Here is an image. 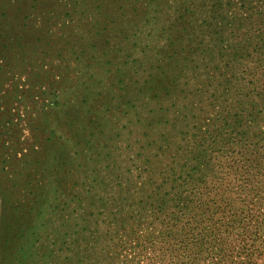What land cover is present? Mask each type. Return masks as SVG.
Instances as JSON below:
<instances>
[{
    "label": "rangeland",
    "instance_id": "obj_1",
    "mask_svg": "<svg viewBox=\"0 0 264 264\" xmlns=\"http://www.w3.org/2000/svg\"><path fill=\"white\" fill-rule=\"evenodd\" d=\"M249 1L0 0V264H142L163 173L183 183L212 131L264 178V25L231 11Z\"/></svg>",
    "mask_w": 264,
    "mask_h": 264
},
{
    "label": "trees",
    "instance_id": "obj_2",
    "mask_svg": "<svg viewBox=\"0 0 264 264\" xmlns=\"http://www.w3.org/2000/svg\"><path fill=\"white\" fill-rule=\"evenodd\" d=\"M262 4L264 0L255 4L249 1L243 11L231 9L241 12L245 32L250 24L264 25ZM232 48L238 50L236 44ZM252 73H258L257 67L252 66ZM260 76L263 73H258L259 80ZM257 93L262 94L261 90ZM232 130L236 138L239 133ZM216 133H206L205 138L215 143ZM208 142L205 150L196 147L202 160L192 162L182 177L183 183L172 178L176 174L175 165L163 173L171 177V195L160 200L170 209L152 213L151 221L141 225L139 236L132 244L137 255L146 257L142 264L263 262L264 215L259 210H264V195L259 192L264 189V178L254 177L248 170L249 162L253 163L258 153L246 143H240V139L233 145L222 141L214 152ZM180 166L183 168L186 163ZM255 187L259 189H255L257 192H253ZM146 249L150 253H145ZM131 264L141 263L135 260Z\"/></svg>",
    "mask_w": 264,
    "mask_h": 264
}]
</instances>
